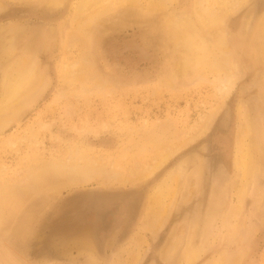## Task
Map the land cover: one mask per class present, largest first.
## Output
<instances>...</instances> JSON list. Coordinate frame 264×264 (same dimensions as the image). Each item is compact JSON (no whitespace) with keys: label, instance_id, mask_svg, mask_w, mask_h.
<instances>
[{"label":"rangeland","instance_id":"obj_1","mask_svg":"<svg viewBox=\"0 0 264 264\" xmlns=\"http://www.w3.org/2000/svg\"><path fill=\"white\" fill-rule=\"evenodd\" d=\"M81 1L0 0V264H264V0Z\"/></svg>","mask_w":264,"mask_h":264},{"label":"bare ground","instance_id":"obj_2","mask_svg":"<svg viewBox=\"0 0 264 264\" xmlns=\"http://www.w3.org/2000/svg\"><path fill=\"white\" fill-rule=\"evenodd\" d=\"M107 1L108 0H82L81 3H80V7H78V8L79 9H82L83 11H86L87 8L90 7V6H92V5H98V4L106 3ZM221 1H222L221 5H223V3L225 4V1L226 0H221ZM238 2L240 3V1H238ZM229 5H230V3H229ZM219 9H222V8H219ZM204 10H206V9H204ZM180 18H182V17H180ZM203 19H204V21L207 24H213L214 23V21H213L214 18L210 14H208V13H205L204 14ZM263 30H264V27H263ZM20 64H21V62H20ZM21 71H23V70H21ZM26 76L27 75H25V73H21V74H19L16 77L13 76L12 79H11V81L8 83V85L5 86L6 87V89H5V95H4V97H2L0 99V113L3 112L7 108V106H8L9 103H11V102L15 103L13 100L16 98V95L18 94V88H19V86L21 84L26 83ZM223 86L225 87V89L228 90V87H227L228 85L227 84H224ZM248 152L249 151H247L246 149H242L241 152L239 153V156L237 155L238 156V164H239V166L241 168V171H242L241 176L243 175L242 177H246L250 173V170H251V168L253 166V157H251ZM242 177H241V179H242ZM167 187H168V185H167ZM164 195H167V193L166 194L164 193ZM156 196H158V195H156ZM161 197H163V194H162ZM167 197H168V195H167ZM154 198H156V197H154ZM157 198H160V197H157Z\"/></svg>","mask_w":264,"mask_h":264}]
</instances>
